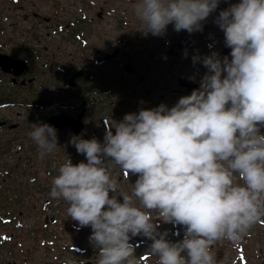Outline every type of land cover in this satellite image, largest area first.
I'll return each mask as SVG.
<instances>
[{
	"label": "clouds",
	"instance_id": "9594fccd",
	"mask_svg": "<svg viewBox=\"0 0 264 264\" xmlns=\"http://www.w3.org/2000/svg\"><path fill=\"white\" fill-rule=\"evenodd\" d=\"M220 3L137 0L134 14L153 36L170 24L191 34ZM214 22L230 58L194 56L207 69L198 89L170 108L110 118L103 142L71 140L85 160L59 167L50 196L67 203L77 231L91 228L96 264H142L130 242L136 236L151 240L157 264H215L217 241L239 242L264 217V0L229 3ZM28 135L41 157L60 148L50 124H33ZM107 161L137 176L131 195L119 190ZM158 221L182 228L183 238L169 240Z\"/></svg>",
	"mask_w": 264,
	"mask_h": 264
},
{
	"label": "flooded vegetation",
	"instance_id": "af4514ba",
	"mask_svg": "<svg viewBox=\"0 0 264 264\" xmlns=\"http://www.w3.org/2000/svg\"><path fill=\"white\" fill-rule=\"evenodd\" d=\"M136 2L0 0V145L36 147L28 133L33 124L47 123L57 129L60 148L53 153L69 146L73 154V137L103 142L110 118L118 122L161 103L170 108L198 89L207 69L194 64V56L217 52L230 58L215 17H208L203 31L176 32L170 24L157 37L135 17ZM35 157L25 158V166ZM116 171L119 190L132 193L137 176L126 177L117 165ZM48 216L43 227L54 223ZM168 239L174 242L175 235ZM142 241L151 242L143 236L130 242L137 247ZM136 255L142 264L147 258L152 263L148 252Z\"/></svg>",
	"mask_w": 264,
	"mask_h": 264
},
{
	"label": "rangeland",
	"instance_id": "374dc122",
	"mask_svg": "<svg viewBox=\"0 0 264 264\" xmlns=\"http://www.w3.org/2000/svg\"><path fill=\"white\" fill-rule=\"evenodd\" d=\"M237 2L239 0H221L219 6L223 3L226 5L225 9L229 3ZM218 8L209 17H216ZM68 147L62 146L61 152L41 157L37 146L17 147L12 141L0 145V264H45L49 260L54 263L55 260L72 257L96 264L98 248L89 241L91 228L88 227L84 232L76 231L73 228L76 222L67 215V203L50 196L52 180L68 156L73 157V164L85 160L82 154H71ZM35 154L37 157L26 167L25 158ZM106 166L116 179L114 162L110 161ZM49 170L52 172L48 173ZM238 182L243 183L240 180ZM119 199L122 201V197ZM46 214L54 216V223L43 227ZM152 215L155 220L156 214ZM159 223L161 232L167 230L169 235L180 232L179 236L175 235L174 242L183 238L182 228ZM150 244L151 242L142 241L139 246L134 247L148 252ZM211 251L215 264H264V217L239 242L220 240L213 245ZM148 257L152 260L151 264H157L155 257ZM145 260L148 264L149 259Z\"/></svg>",
	"mask_w": 264,
	"mask_h": 264
},
{
	"label": "built area",
	"instance_id": "2783aa9c",
	"mask_svg": "<svg viewBox=\"0 0 264 264\" xmlns=\"http://www.w3.org/2000/svg\"><path fill=\"white\" fill-rule=\"evenodd\" d=\"M65 264H79L76 259H68Z\"/></svg>",
	"mask_w": 264,
	"mask_h": 264
},
{
	"label": "water",
	"instance_id": "95a60500",
	"mask_svg": "<svg viewBox=\"0 0 264 264\" xmlns=\"http://www.w3.org/2000/svg\"><path fill=\"white\" fill-rule=\"evenodd\" d=\"M225 52L227 53V54H230V52H231V49L230 48H226L225 49ZM52 120V119H51ZM51 120H48V122H51ZM52 126H54L53 124H51ZM76 132H78V129H76Z\"/></svg>",
	"mask_w": 264,
	"mask_h": 264
},
{
	"label": "trees",
	"instance_id": "16d2710c",
	"mask_svg": "<svg viewBox=\"0 0 264 264\" xmlns=\"http://www.w3.org/2000/svg\"><path fill=\"white\" fill-rule=\"evenodd\" d=\"M261 131L264 132V129H262ZM46 205H47V203H46ZM46 205H45V206H46ZM45 206H44V207H45ZM45 208H46V207H45ZM49 219H50V216H49ZM43 222H44V221H43Z\"/></svg>",
	"mask_w": 264,
	"mask_h": 264
}]
</instances>
